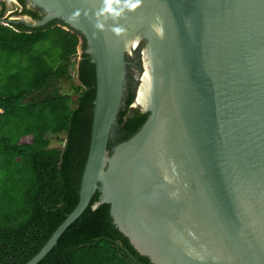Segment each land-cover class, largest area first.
I'll return each instance as SVG.
<instances>
[{
    "label": "water",
    "instance_id": "obj_1",
    "mask_svg": "<svg viewBox=\"0 0 264 264\" xmlns=\"http://www.w3.org/2000/svg\"><path fill=\"white\" fill-rule=\"evenodd\" d=\"M8 1L5 24L55 21L83 39L95 81L76 206L24 264L95 192L91 209L108 205L151 264H264V0H24L36 20ZM131 85L129 109L148 115L117 142Z\"/></svg>",
    "mask_w": 264,
    "mask_h": 264
},
{
    "label": "trees",
    "instance_id": "obj_2",
    "mask_svg": "<svg viewBox=\"0 0 264 264\" xmlns=\"http://www.w3.org/2000/svg\"><path fill=\"white\" fill-rule=\"evenodd\" d=\"M15 2L16 14L39 18L24 0ZM5 12L0 2V264H24L76 206L89 143L94 66L76 33L55 21L39 28L5 24ZM69 70L77 81L74 97L55 86L70 80ZM132 100L128 90L118 113L117 142L136 132L148 115L130 110ZM97 198L95 192L36 264H151L114 227L108 205L91 209Z\"/></svg>",
    "mask_w": 264,
    "mask_h": 264
},
{
    "label": "rangeland",
    "instance_id": "obj_3",
    "mask_svg": "<svg viewBox=\"0 0 264 264\" xmlns=\"http://www.w3.org/2000/svg\"><path fill=\"white\" fill-rule=\"evenodd\" d=\"M0 2L4 3L5 9H6L5 18H8L9 17V12H8L9 1L8 0H0ZM79 44L77 45V48H76L77 54L81 53V49H80V45ZM69 72H70V75H71L70 80L67 81V80L62 79L59 82H57L55 86H56V89L60 93H68L69 95H71V97H74L71 87L74 88L77 85V81L73 77V71L69 70ZM51 141H52V143H55L56 139L54 137H51Z\"/></svg>",
    "mask_w": 264,
    "mask_h": 264
},
{
    "label": "clouds",
    "instance_id": "obj_4",
    "mask_svg": "<svg viewBox=\"0 0 264 264\" xmlns=\"http://www.w3.org/2000/svg\"><path fill=\"white\" fill-rule=\"evenodd\" d=\"M139 2L140 0H124V6L129 10H132L138 6ZM111 11H112L111 0H105L104 7L101 9V12H111ZM78 14H79L78 12H74L73 16H76ZM69 19H71V17ZM97 27H100V25L98 24ZM112 31L119 34V32H121L122 29L117 27V28H113ZM155 31L157 35H161V30L159 28H156ZM213 259H215V257Z\"/></svg>",
    "mask_w": 264,
    "mask_h": 264
},
{
    "label": "flooded vegetation",
    "instance_id": "obj_5",
    "mask_svg": "<svg viewBox=\"0 0 264 264\" xmlns=\"http://www.w3.org/2000/svg\"><path fill=\"white\" fill-rule=\"evenodd\" d=\"M130 82H131V83L133 82L132 78H130ZM129 90H130V91L132 90V85L130 86Z\"/></svg>",
    "mask_w": 264,
    "mask_h": 264
}]
</instances>
